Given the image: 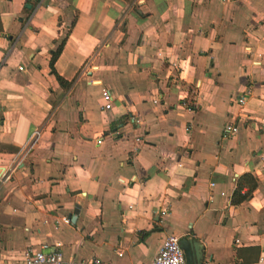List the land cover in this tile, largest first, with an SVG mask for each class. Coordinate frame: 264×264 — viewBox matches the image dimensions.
<instances>
[{"label":"crops","instance_id":"1","mask_svg":"<svg viewBox=\"0 0 264 264\" xmlns=\"http://www.w3.org/2000/svg\"><path fill=\"white\" fill-rule=\"evenodd\" d=\"M26 1L0 0V264H150L170 235L264 263V0Z\"/></svg>","mask_w":264,"mask_h":264},{"label":"built area","instance_id":"2","mask_svg":"<svg viewBox=\"0 0 264 264\" xmlns=\"http://www.w3.org/2000/svg\"><path fill=\"white\" fill-rule=\"evenodd\" d=\"M103 99L105 101L104 110L108 111L111 107L112 96L109 91L105 90L103 92ZM245 102V97L241 96L236 100L238 105H243ZM133 121V119H131ZM237 132V127L233 124L226 122L223 128L224 138H229ZM40 138V131L36 130L24 148L21 150L20 155L25 156L29 151H31L37 144ZM22 153V154H21ZM65 223H69L68 219H64ZM180 238L174 235H170L165 238L159 251L154 257L153 261L150 264H186L185 254L180 246ZM24 264H102L99 260L93 259L88 262H78L71 261L64 258L63 254L58 251H54L48 254L43 253L42 251H34L29 249L25 253ZM202 264H210L207 261H203ZM236 264H247V263H236ZM248 264H264L263 259L260 258L254 263Z\"/></svg>","mask_w":264,"mask_h":264},{"label":"trees","instance_id":"3","mask_svg":"<svg viewBox=\"0 0 264 264\" xmlns=\"http://www.w3.org/2000/svg\"><path fill=\"white\" fill-rule=\"evenodd\" d=\"M39 3H40V0H27L26 1V4L24 6V11L26 13V19L30 18V16L32 15L34 10L38 7ZM75 20H76V17L74 18L71 26L69 27L68 32L66 33L65 37L60 41V43L57 45L56 49L51 54L52 55L51 60H50L51 74L56 77V80L62 86L63 85L69 86V84L66 83L64 80H62L58 75H56L55 70H54V62L56 61V59L60 55L62 48L64 46V43H65V41H66V39L70 33V30L75 23ZM256 187H257V181L252 175L245 174V175L241 176L240 179L238 180L236 190L234 191V193L232 195L231 203L233 205H239L248 197V195H250V193ZM243 188H246L247 190L244 194H241V191Z\"/></svg>","mask_w":264,"mask_h":264},{"label":"water","instance_id":"4","mask_svg":"<svg viewBox=\"0 0 264 264\" xmlns=\"http://www.w3.org/2000/svg\"><path fill=\"white\" fill-rule=\"evenodd\" d=\"M77 211L74 212L77 215ZM72 222H75V217L72 218ZM180 246L183 251H187L189 246L193 248L192 254H187V258L189 260V264H202L204 261V255L202 252V248H200L199 243L193 239L182 238L179 241ZM200 251V252H199Z\"/></svg>","mask_w":264,"mask_h":264}]
</instances>
